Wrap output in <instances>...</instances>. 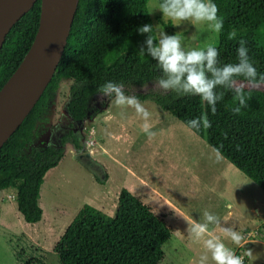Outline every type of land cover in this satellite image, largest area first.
Masks as SVG:
<instances>
[{
	"label": "trees",
	"instance_id": "1",
	"mask_svg": "<svg viewBox=\"0 0 264 264\" xmlns=\"http://www.w3.org/2000/svg\"><path fill=\"white\" fill-rule=\"evenodd\" d=\"M147 2L78 0L52 77L0 146V190L15 188L16 208L25 222L41 218L39 188L45 172L61 158L64 143H70L75 150L83 145L80 132L69 129L54 144L32 147L28 155L22 152L43 119L44 103L65 79L71 81L65 108L75 120L98 113V109L88 113V103L103 84L111 81L122 85L125 95L150 100L172 114L264 190V81L260 80L264 75V0H212L224 22L216 43L211 45L220 52L217 67L239 63L237 49L243 40L249 62L257 70L255 82L234 78L235 87L244 89V105L235 99L234 87L218 85L214 89L218 96L222 95L215 114L199 96L165 90L159 85V80L167 77L158 61L147 53L145 41L149 34L137 31L151 24V35L157 39ZM157 2L161 5L164 0ZM39 5L40 0H35L5 35L0 47V87L30 46L38 25ZM231 32L235 33L233 39H229ZM237 108L239 113L234 111ZM203 116L211 122L210 128L205 129L202 122L197 128L189 124ZM170 230L162 216L121 188L112 215L87 203L77 211L55 245L58 264H158Z\"/></svg>",
	"mask_w": 264,
	"mask_h": 264
},
{
	"label": "rangeland",
	"instance_id": "2",
	"mask_svg": "<svg viewBox=\"0 0 264 264\" xmlns=\"http://www.w3.org/2000/svg\"><path fill=\"white\" fill-rule=\"evenodd\" d=\"M147 7L157 39L179 35L186 52L216 43L213 22L173 21L163 15L157 0H148ZM70 83L61 80L47 98L36 134L22 150L25 155L32 147L56 142L53 126L65 108ZM114 101L115 96L100 93L90 98L88 113H98L77 121L81 150L64 143L58 163L45 174L39 221L22 219L14 187L0 191V264H58L55 245L77 211L87 203L112 215L121 188L138 196L171 229L158 264H215L206 245L209 239L237 255L251 249L253 258H245V264H264V190L221 154L217 161V151L202 137L152 101L139 100L147 119ZM80 155H86V165L78 161ZM205 213L215 219L209 221ZM197 225L207 230L197 236ZM225 229L240 232L245 238L241 245Z\"/></svg>",
	"mask_w": 264,
	"mask_h": 264
},
{
	"label": "clouds",
	"instance_id": "3",
	"mask_svg": "<svg viewBox=\"0 0 264 264\" xmlns=\"http://www.w3.org/2000/svg\"><path fill=\"white\" fill-rule=\"evenodd\" d=\"M160 11L165 17L173 21L213 22V30L217 33L224 26L223 20L218 17L219 9L212 0H164L160 5ZM152 30L151 24H144L137 29L140 34H149L145 41L147 53L151 58L158 61L159 66L167 77L159 80V85L163 89H172L186 95L199 96L203 102H207L211 106L213 114L217 111V100L222 99V95L218 96L214 91L218 85L234 87L235 99H238L241 105L245 104L244 89L235 87L234 78L244 77L250 82H255L257 76L256 68L249 62L248 50L244 47L245 41L241 40L240 47L237 49L239 63H228L223 67H217L218 57L220 56L217 47L209 45L206 49L186 52L181 47V37L179 35L163 34L161 38L156 39L151 35ZM234 36V32L229 33V39H233ZM140 52L143 55L144 49L141 48ZM260 80L264 81V75L260 77ZM122 87V85L108 81L98 91L103 97H109L114 94V103L118 107L125 105L133 107L137 113L142 114L147 119L149 113L143 104L136 97L125 96ZM234 111L239 113L240 109L237 108ZM201 122L205 129L211 127V122L206 116L190 120L189 124L193 128H197ZM144 130L145 132L149 131L147 124L144 126ZM149 135L151 137L155 133H149ZM217 154V161H219V149H217ZM205 215L209 221L215 219V217L207 213ZM197 229L196 234L199 236L207 230V226L197 225ZM225 231L236 245H241L245 239L238 231L233 229H225ZM206 245L215 264H245V258L249 260L253 258L251 249H247L243 255H237L224 243L216 240L209 239Z\"/></svg>",
	"mask_w": 264,
	"mask_h": 264
},
{
	"label": "water",
	"instance_id": "4",
	"mask_svg": "<svg viewBox=\"0 0 264 264\" xmlns=\"http://www.w3.org/2000/svg\"><path fill=\"white\" fill-rule=\"evenodd\" d=\"M34 2L0 0V47L11 26ZM77 3L78 0H40L38 25L30 46L0 87V146L20 124L52 77ZM62 113L68 115L65 109Z\"/></svg>",
	"mask_w": 264,
	"mask_h": 264
},
{
	"label": "flooded vegetation",
	"instance_id": "5",
	"mask_svg": "<svg viewBox=\"0 0 264 264\" xmlns=\"http://www.w3.org/2000/svg\"><path fill=\"white\" fill-rule=\"evenodd\" d=\"M66 108L61 109V114L59 119H57L56 125L53 126V134L55 136V139L59 141L58 137L61 134L67 133L69 129H72L75 132H79L78 126H77V120H75L73 117H70L71 115L68 112V115L62 113V110ZM70 115V116H69ZM77 151V150H76ZM85 156L84 160L82 161L80 157ZM80 155L78 156V161L82 162L84 165H86V155Z\"/></svg>",
	"mask_w": 264,
	"mask_h": 264
},
{
	"label": "crops",
	"instance_id": "6",
	"mask_svg": "<svg viewBox=\"0 0 264 264\" xmlns=\"http://www.w3.org/2000/svg\"><path fill=\"white\" fill-rule=\"evenodd\" d=\"M50 169V168H49ZM48 171V170H47ZM47 171L45 172V173H47ZM43 178H44V176H43ZM4 189H6V188H4ZM3 190V189H2ZM1 191V190H0ZM13 203V202H12ZM16 203V202H15ZM14 205V204H13ZM17 209V208H16Z\"/></svg>",
	"mask_w": 264,
	"mask_h": 264
}]
</instances>
